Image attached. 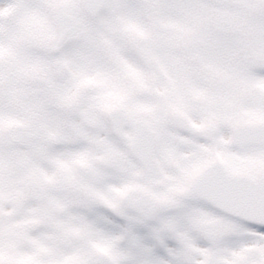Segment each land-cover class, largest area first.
<instances>
[{"label":"snow or ice","instance_id":"1","mask_svg":"<svg viewBox=\"0 0 264 264\" xmlns=\"http://www.w3.org/2000/svg\"><path fill=\"white\" fill-rule=\"evenodd\" d=\"M0 264H264V0H0Z\"/></svg>","mask_w":264,"mask_h":264}]
</instances>
